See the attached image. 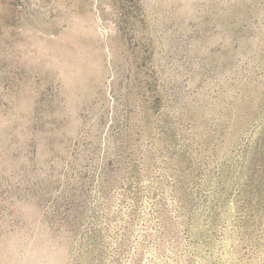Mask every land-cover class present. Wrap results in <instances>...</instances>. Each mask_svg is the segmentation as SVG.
<instances>
[{
	"label": "rangeland",
	"instance_id": "obj_1",
	"mask_svg": "<svg viewBox=\"0 0 264 264\" xmlns=\"http://www.w3.org/2000/svg\"><path fill=\"white\" fill-rule=\"evenodd\" d=\"M0 264H264V0H0Z\"/></svg>",
	"mask_w": 264,
	"mask_h": 264
}]
</instances>
